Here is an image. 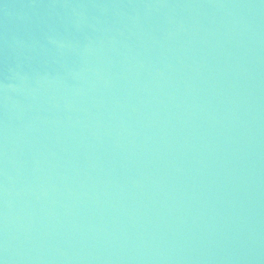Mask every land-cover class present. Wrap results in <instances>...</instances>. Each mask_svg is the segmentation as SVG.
Wrapping results in <instances>:
<instances>
[{"label":"water","instance_id":"obj_1","mask_svg":"<svg viewBox=\"0 0 264 264\" xmlns=\"http://www.w3.org/2000/svg\"><path fill=\"white\" fill-rule=\"evenodd\" d=\"M0 264H264V0H0Z\"/></svg>","mask_w":264,"mask_h":264}]
</instances>
